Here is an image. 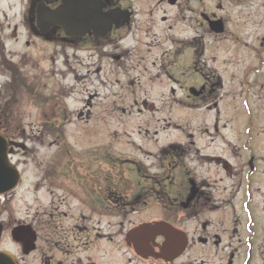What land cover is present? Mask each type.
<instances>
[{"label":"flooded vegetation","instance_id":"af4514ba","mask_svg":"<svg viewBox=\"0 0 264 264\" xmlns=\"http://www.w3.org/2000/svg\"><path fill=\"white\" fill-rule=\"evenodd\" d=\"M227 1L245 8L248 4ZM20 2L19 25L14 24L10 36H24L26 47L41 43L62 55L64 77L96 82L109 89L108 95L114 86L128 84L131 94L136 95L135 89L163 88L172 96L168 101L187 108L216 106V101H231L230 54L240 42L234 49L249 50L239 61L238 79L251 101L241 102L245 118L236 144L222 133L226 126L217 118L195 131L175 126L174 139L154 131L155 155L136 147L143 158H153L154 176L139 173L146 159L139 163L107 150L112 156L92 163L97 162V168L123 166L122 172L115 169L114 175L95 177L88 171L90 176L81 180L52 178L50 186L57 181L76 183H59V197L47 190L46 223L41 218L31 223L14 219L6 207V196L14 189L0 195V245L9 231V249L0 250L9 251L16 264H264V22L249 29L242 20L233 29L222 1ZM158 22L166 24L167 33ZM3 51L0 64L11 71L12 61ZM152 52L162 57L151 61L159 68L147 65ZM22 61V66L27 63ZM75 65L85 69L84 75ZM21 69L15 73L19 82L24 77ZM119 73L128 79L121 82ZM92 98L88 95L85 101ZM133 101L155 109L142 96ZM2 135L10 149L9 134ZM39 187L35 183L36 191ZM25 226L27 233L15 242L11 231ZM31 235L26 252L23 245Z\"/></svg>","mask_w":264,"mask_h":264},{"label":"rangeland","instance_id":"374dc122","mask_svg":"<svg viewBox=\"0 0 264 264\" xmlns=\"http://www.w3.org/2000/svg\"><path fill=\"white\" fill-rule=\"evenodd\" d=\"M204 1H222L233 29L239 28L242 20L248 22L249 29L253 26L251 24L264 22V0H244L248 2L246 8L234 5V2L227 3V0ZM20 3V0H0V35L3 36H0V53L4 49L3 53L12 61L14 78H17L16 68L22 67L24 73L23 82L14 80V84L11 71L0 64V129L9 134V157L21 172L18 188L6 196L9 197L6 206L8 214L13 215L14 219L31 223L41 218L46 223L49 221L47 190H52L51 193L59 197L63 192L59 189L60 184L64 183V187L70 181L75 184L73 180L90 176L88 171L95 177H102L106 172L114 175L115 169L122 172L123 166L102 165L97 168L98 163H92L95 160L100 161L107 155H113L120 158L128 156V159L140 163L146 158L136 150L137 145L155 155L157 147L151 146L154 131L174 139L178 136L175 126L195 131L205 128V123H213L217 118L220 125L226 126L222 133L232 136V144H236V137L243 128L245 118L241 102L251 101L245 85L241 89L238 79L239 61L249 50L243 48L244 51L240 53L238 47L234 49L237 44L241 45L240 42L235 43L230 54L233 70L231 101H216V106L212 104L200 109L187 108L182 102L178 104L176 101H168L172 97L169 90L153 87L135 89V95L130 93L128 84H120V88L114 86L110 90L112 95H108L109 89L98 86L96 82L85 83L83 78L76 81L71 74L64 77V73L60 72L63 56L52 53L51 47L41 43L26 47L24 36L17 40L10 36L14 24L19 25ZM158 23V28L166 32V24ZM20 30L16 32L20 34ZM248 39L251 44L252 37ZM156 54H149V68L154 66L151 61L162 60ZM51 57L55 59V64H52ZM22 59L27 62L23 66L20 64L23 63ZM156 65L154 68H159V64ZM75 67L79 70L77 65ZM78 72L84 75L85 69L81 67ZM118 77L121 82L128 79V75L123 73H119ZM175 92L178 96L179 91ZM223 92L220 91L221 94ZM88 95H93V98L85 101ZM135 96L150 100L147 102L152 103L155 109L149 111L141 107L140 101H133ZM152 161L153 158L149 156L145 160V169L139 173H144L146 177L154 176L157 170L150 165ZM51 173L54 175L51 176ZM129 176L127 174L126 177ZM52 178L73 180L57 181L56 186H50L51 182L54 183ZM37 182L40 184L39 191L35 189ZM69 204L75 206L72 202ZM3 238L0 247L9 249V231L3 234Z\"/></svg>","mask_w":264,"mask_h":264},{"label":"water","instance_id":"95a60500","mask_svg":"<svg viewBox=\"0 0 264 264\" xmlns=\"http://www.w3.org/2000/svg\"><path fill=\"white\" fill-rule=\"evenodd\" d=\"M153 108L150 105V110ZM9 142L0 134V195L14 189L20 180L17 167L11 162L9 156ZM27 228L16 227L11 231V238L16 242L19 241L23 234L27 233ZM32 235L25 244L26 252L31 249ZM0 264H16L11 254L0 250Z\"/></svg>","mask_w":264,"mask_h":264},{"label":"trees","instance_id":"16d2710c","mask_svg":"<svg viewBox=\"0 0 264 264\" xmlns=\"http://www.w3.org/2000/svg\"><path fill=\"white\" fill-rule=\"evenodd\" d=\"M14 80L17 81L16 78H14ZM15 81L13 82L14 84H15ZM0 133H1V134H4V131H3L2 129H0Z\"/></svg>","mask_w":264,"mask_h":264}]
</instances>
